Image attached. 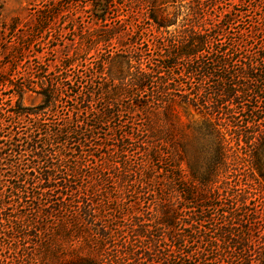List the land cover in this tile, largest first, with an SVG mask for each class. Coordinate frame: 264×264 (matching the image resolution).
<instances>
[{"label": "trees", "instance_id": "1", "mask_svg": "<svg viewBox=\"0 0 264 264\" xmlns=\"http://www.w3.org/2000/svg\"><path fill=\"white\" fill-rule=\"evenodd\" d=\"M86 1L99 11L109 5V0ZM188 1V20L193 23L184 27L183 39L171 47L168 63L165 59L161 67L130 74L142 84L159 83L158 89L145 93L147 96L121 87L131 69L121 55L107 58L111 63L119 61L118 67L109 66L112 81L119 80L116 87L75 94L46 88L38 91L39 103L27 105L23 102L27 90L17 89L8 80L14 101L0 107V262H4L1 238L12 234L20 242H35L37 247L30 251L26 241L11 245L18 253L16 264L29 260H37V264H154L157 255L151 248L157 249L166 237L182 250L184 258L194 257L192 242L198 237L186 231L194 226L197 215L191 209L214 206L222 189L220 178L235 153L218 127L228 120L222 110L231 109L244 97L259 98L264 94V71L259 72L264 55L261 51L255 55L259 59L256 65H241L239 49H230L241 65L239 69L232 67L223 56L224 43L219 42L224 27L219 23L214 29L202 25L203 4L200 0ZM4 3L0 0V25ZM160 17L151 15L159 29L175 23L169 14L161 12ZM98 70L101 74L104 69ZM159 78V82L154 80ZM210 78H216V104L208 102L203 89ZM260 99L259 105L249 107L246 103L243 108L251 114L248 125L260 128L240 133L241 126L234 116L231 130L238 132L250 148V167L264 189V96ZM70 102L71 113L59 116L60 105ZM192 107L201 112V121H181V111L187 114ZM126 112L147 117L150 128L143 134L145 139L140 138L142 133L137 135L121 124L111 126L110 137L105 138L104 125ZM173 118L185 132L191 131L189 140H178L174 125L168 122L164 130L157 127L158 121ZM206 141L213 142L212 154L209 161L201 164L198 157L202 158L200 151ZM246 195H240V205L248 209L252 201ZM143 202L154 207L156 217L138 207ZM184 208L191 210L186 220L181 215ZM125 213L133 216V234L118 249V257H111L105 248L122 231L115 223ZM146 214L151 218L146 219ZM203 214L200 218L197 215V221L207 224L211 218L204 211ZM234 217L237 220L236 213ZM235 224L244 228L240 235L233 230ZM234 226L217 229L220 232L215 238L239 248L244 260L264 264V222L254 218L245 223L236 221ZM138 238L150 243L146 251L140 252ZM209 242L213 243L214 237H209ZM85 248L88 252H84Z\"/></svg>", "mask_w": 264, "mask_h": 264}, {"label": "rangeland", "instance_id": "2", "mask_svg": "<svg viewBox=\"0 0 264 264\" xmlns=\"http://www.w3.org/2000/svg\"><path fill=\"white\" fill-rule=\"evenodd\" d=\"M4 1V17L0 25V107L14 101L11 100L12 93L9 90L11 86L7 84L10 79L17 89L27 90L23 98V102L27 105L39 103L41 97L38 91L46 88L68 90L75 94L91 89L116 87L119 80L112 81L110 77L112 71L109 66L118 67L119 61L117 64L112 62L115 64L112 65L107 58L117 55L126 57L125 60L131 65L130 71L125 75V84L121 87L146 95L147 91L158 89L159 83L142 84L135 81L130 74L138 70H154L158 65L161 67L165 59L168 63L171 47L183 39L184 27L189 22L193 23L191 19L188 20L190 17L186 6L188 0H109V5L103 11L95 9L94 5L86 0ZM200 2L205 10L200 20L201 24L212 29L218 23L224 27L221 29L223 35L219 42L224 43L223 56L229 59L232 67L239 69L241 65L258 64L259 59L255 55L259 51L264 55V0H217L216 2L200 0ZM161 12L165 15L169 14L172 22L175 23L168 28H157L151 15L160 17ZM212 35L215 33L212 32ZM230 49L235 51L239 49L237 55L243 57L241 65L236 62L238 57L233 58ZM261 61L259 72L264 71V60ZM101 67L104 70L99 74L98 68ZM154 80L161 81L160 78ZM242 81L247 82V79ZM205 86L203 89L207 100L210 104H214L217 101L215 93L218 90L216 78H210ZM263 96L264 94L259 98L250 96L252 97L250 101L247 100L250 97H244L231 109L222 110L223 116L228 120H223L218 127L224 132L235 153L231 155L230 164L220 178V182L223 183L222 189L218 198L213 201L214 206L191 209L199 215V218L204 215L203 211L211 218L207 224H200L196 215L193 218L194 226L186 230L187 234L193 232L198 237L192 242L194 257L184 258L182 250L175 247L166 237L160 241V246L157 248L159 250L153 246L151 248L157 255L154 264H175L177 261H185L186 264H254L252 259L244 260L239 256L240 249H235L231 242H223L215 237H218L220 232L217 229L226 225L234 226L236 221L244 220L245 223L255 218L264 222L260 206L264 189L258 183L257 174L250 167L248 158L250 148L246 146L241 136H238V132L231 130L234 116L236 123L241 126L240 133L260 128L259 126L251 128L248 125L250 121L252 122L251 114L243 108L246 103L249 107L259 105ZM72 103L61 104L58 115H69ZM261 105L264 107V103ZM181 117V121L193 123L200 122L202 114L192 107L188 109L187 114L181 111ZM6 119L8 120V117ZM167 122L170 126L174 125V136L178 140H189L191 131L185 132L174 118L170 121L166 119L158 121L159 125L163 124L165 127L161 128L158 124L157 127L164 130ZM119 124L123 125L124 129L138 132L137 135L142 133L140 137L142 139H145L143 134L148 133L146 129L150 128L147 117H134L126 112L123 116L115 118L112 123L104 125L102 135L105 138L110 137V129ZM262 124L264 125V120ZM162 137H165V134ZM169 139H172L171 136ZM136 145H139L138 141ZM211 145L213 142L206 141L205 147L200 151L202 158L198 157V160L201 164L209 161L212 154ZM164 164L168 167L167 163ZM185 167L186 165L183 164V168ZM179 183L183 184L182 181ZM110 185L111 183L109 187ZM241 194L250 198L248 201H252L248 209L240 205ZM130 199L134 197L131 196ZM138 207L144 211H151L153 218L157 216L154 207L152 206L151 209L146 202ZM191 210L183 209L181 215L184 220L188 219ZM234 213L238 216L237 220L234 219ZM120 216L122 217L115 224H118L119 230L122 231L117 233L114 240L110 241L111 244L108 243L105 248L111 257H118V249L129 242L133 234V216L127 213ZM148 218H151L150 214H146V219ZM233 230L240 235L244 228L235 224ZM11 236L3 235L1 238L4 262L0 264H16L15 258L18 253L11 248V245L16 243L23 245V242L30 241L28 239L20 242L16 234ZM209 237H214L213 243L209 242ZM254 237V242L258 243V238ZM138 239L140 252L146 251L150 243L145 242L143 238ZM28 245L30 251H36L35 242L31 241ZM84 252H88V249L85 248ZM245 254L247 255V252ZM37 262V260H29L26 264H37ZM123 264H136V261L123 262Z\"/></svg>", "mask_w": 264, "mask_h": 264}]
</instances>
